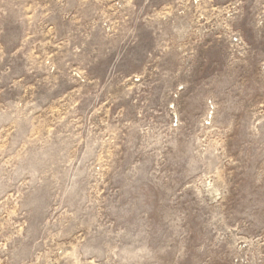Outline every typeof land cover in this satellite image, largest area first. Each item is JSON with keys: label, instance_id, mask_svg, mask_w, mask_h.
<instances>
[{"label": "rangeland", "instance_id": "1", "mask_svg": "<svg viewBox=\"0 0 264 264\" xmlns=\"http://www.w3.org/2000/svg\"><path fill=\"white\" fill-rule=\"evenodd\" d=\"M0 264H264V0H0Z\"/></svg>", "mask_w": 264, "mask_h": 264}, {"label": "built area", "instance_id": "2", "mask_svg": "<svg viewBox=\"0 0 264 264\" xmlns=\"http://www.w3.org/2000/svg\"><path fill=\"white\" fill-rule=\"evenodd\" d=\"M232 43H233V44H238V43H239V41H238V39H237V38H233V40H232Z\"/></svg>", "mask_w": 264, "mask_h": 264}]
</instances>
